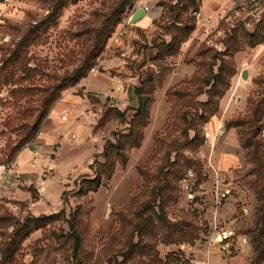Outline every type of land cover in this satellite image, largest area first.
Instances as JSON below:
<instances>
[{
	"label": "rangeland",
	"instance_id": "obj_1",
	"mask_svg": "<svg viewBox=\"0 0 264 264\" xmlns=\"http://www.w3.org/2000/svg\"><path fill=\"white\" fill-rule=\"evenodd\" d=\"M160 1H165L172 12L167 10V15L162 12L156 19L144 17L130 23L141 7L157 13ZM178 1L0 0V67L25 33L35 30L38 39L30 41L26 51L29 67L40 69L30 83L40 87L52 85L56 79L59 82L78 69L93 45L95 31L103 24L113 29L97 51L96 66L87 78L63 91L61 100L44 119L39 133L44 131L47 120L58 119L51 126L56 139L44 142L47 149L31 161V167L38 166L32 167L34 178L23 180L18 174L13 178L17 180L14 185L4 187L5 194L0 199V264H155L140 256L138 250L141 238L149 239L151 231L139 236L135 224L153 216L151 211H159L161 200L168 221L190 223L196 228L198 240L210 232L206 209L233 203L239 211L235 218L250 217L253 223L242 217L244 225L235 234L230 231V241L234 243L237 236L247 239L254 252L253 238L258 235L259 224L264 226V103L259 109L261 119L253 128L261 143L263 162L257 170L251 152L243 146L241 130L235 128L244 160L242 165L231 167L235 170V190L228 201L217 206L215 196L212 204L198 196L201 185L196 170L203 172L202 185L209 180V171L218 176L214 191L217 187L222 191L218 164L225 165L229 155L225 154L228 145L221 130L230 129L227 124L231 121H249L250 100H264V44L253 49L245 47L232 57L221 55L227 50V39L236 31L241 38L255 32L264 36V1L251 2L238 14L231 11L215 27L200 33L196 26L179 52L172 54L173 41L193 25L192 8L173 9ZM220 66L223 78L233 76L219 100L218 111L211 114L206 103L212 85L207 83L219 73ZM244 71L248 72L247 79L243 78ZM29 86V82L10 84L0 90V159L3 151L25 144L24 134L39 115L37 98L18 99L13 94ZM218 87L224 89V84L218 81ZM180 90L188 92L183 101L177 96ZM140 97L148 99L150 111L141 146L127 149V165H118L110 180L104 177L96 192L79 196L81 183L94 179V172L104 163L102 154L107 141H115L116 133H128V123L137 113ZM24 109H30L32 115L18 123L14 117ZM120 112L126 114L127 123ZM65 116L68 121L59 120ZM21 124L22 132L18 131ZM72 125L76 128L74 134L68 132ZM187 160L195 166H188ZM173 169L183 177L193 171L196 176L191 183L197 179L196 186L190 183L184 187L182 182L171 179L170 185L160 191L165 186L161 173L171 174ZM26 193L30 198L25 199ZM73 217L81 238L77 255L69 226ZM156 232L160 238V231ZM132 243L136 248H131ZM149 244L163 264L168 254L179 250L184 252L179 264H191L187 250L192 246L186 243Z\"/></svg>",
	"mask_w": 264,
	"mask_h": 264
},
{
	"label": "trees",
	"instance_id": "obj_2",
	"mask_svg": "<svg viewBox=\"0 0 264 264\" xmlns=\"http://www.w3.org/2000/svg\"><path fill=\"white\" fill-rule=\"evenodd\" d=\"M158 6L162 8L163 15H167L169 10L172 12V8L167 9V3L165 1L158 2ZM177 8H181L182 10H187L192 8L193 13V25L189 26L182 35L181 38H176L173 42L175 46L173 47L174 53L177 54L180 50L181 45L185 41L188 35H191L197 26V14L201 8L200 0H180L174 5V10ZM181 10V11H182ZM182 24V23H180ZM179 26V25H178ZM113 29L111 26L107 25V23L103 24L101 28L95 31L94 42L91 48H89L84 57V61L81 66L76 69L72 74L68 73L65 77L61 78L59 82L56 81L49 86L40 87L35 83H30L40 72V69L36 67L32 69L29 67V62L27 60L26 51L27 47L30 45V41L37 40L38 37L35 35L36 31L25 33L24 39L20 43H18L13 51H10V57L8 59H2V65L0 67V90L4 85H23L25 82H29V87L23 88L19 91H14L13 94L16 98L19 97H29L30 100L37 98L40 102L39 106V115L32 127L29 128V131L24 134L23 141L24 145L16 144L9 152L3 151V157L0 159L1 163H9L15 160L18 154L29 144L33 143L37 138V133L40 131V127L43 124L44 119H46L52 108L61 100L63 91L73 88L80 83L83 79L87 78L89 72L96 66V55L97 51L102 49L103 42L106 38H110ZM260 33L255 32L253 34H245L244 37L241 36L236 31L232 37L227 39V50L225 54L221 55H229L230 57L233 54H236L240 50H243L245 47L255 48L258 45L264 44V36L259 35ZM35 38V39H34ZM29 44V45H28ZM210 49L206 52H209ZM232 59V58H230ZM21 75L17 78V75ZM222 66L219 67V73L213 77V80H210L207 83V86L212 85L211 90L209 92V99L206 103L207 109L209 113L214 114L218 111L219 100L223 98L225 95V91L230 86V79L233 75L223 78L222 77ZM218 81H221L224 84V89L218 87ZM188 94L186 90H180L177 94L178 99L183 101L184 95ZM264 103V100H261L259 103H256L255 100H250V106L252 107V118L249 121H231L227 124L229 128H238L241 130V141L243 146L247 148L251 153V158L256 163V167L258 170L259 165L263 162V158L260 155V147L261 143L257 141V137L253 132L254 125H256L261 119L260 107ZM136 115L134 119L128 123L130 127L127 129V134L116 133L114 134L115 141L108 140L104 152L102 154L105 159L104 163H100L99 167L94 172V179H85L78 191L79 196H86L91 192H96L102 183L103 178L110 180L115 174L116 168L118 165L126 166L128 163L127 149L128 148H139L144 139V130L148 125L149 119V102L148 99H143L140 97L139 106L136 110ZM32 115L30 109H24L23 111H19L16 113L14 119L18 123H21L26 118H29ZM121 118L126 123L128 122L126 119V114L120 112ZM185 122L189 126H191L187 117H184ZM248 125L249 130L245 131L244 126ZM23 128V124L19 126L18 131H21ZM244 130V131H243ZM22 132V131H21ZM186 164L188 166H195V163L191 160H187ZM181 167V166H179ZM199 172L200 180L199 186L202 185L203 181V172L201 170H196ZM194 171V172H196ZM170 172V171H169ZM173 173H161L163 175V180L165 186L160 188V191L166 189V186L170 185V180L174 179L176 182H183L187 176L188 172L185 173L184 177L181 174H175V169L172 171ZM206 176V175H205ZM207 179V177H206ZM153 216L147 217L148 219L140 220L139 223L135 224V230L139 236L147 230L151 231V235L149 239L141 238V244L139 255L148 257L150 262L154 261L155 264H163L161 260H159L154 255L155 248L150 245V242H153L158 245L159 243H163L171 246H180L183 243H186L188 246H193L195 242L199 239V235L196 233V228L192 226L190 223L183 222L181 224H173L168 221L167 217H165L164 207L162 205L159 207V211H151V215ZM76 217H73L70 220L69 226L72 232V236L74 238L76 251L75 255H77V249L81 245V238L77 231L76 227ZM259 224V223H258ZM148 225V226H147ZM261 227L258 229V235L253 238L254 244V256L251 264H263L264 263V226L259 224ZM263 226V227H262ZM156 229L160 231V238H158ZM136 248L135 244H131V248ZM184 256V252L174 251L167 255V263L166 264H179V258ZM170 258H174L170 260ZM176 262V263H175ZM178 262V263H177ZM185 262V261H184ZM165 264V263H164Z\"/></svg>",
	"mask_w": 264,
	"mask_h": 264
},
{
	"label": "crops",
	"instance_id": "obj_3",
	"mask_svg": "<svg viewBox=\"0 0 264 264\" xmlns=\"http://www.w3.org/2000/svg\"><path fill=\"white\" fill-rule=\"evenodd\" d=\"M201 1V8L199 13L197 14V26H198V33L200 31L205 30L209 28L210 26H216L218 21L220 19L224 18L226 14H230L231 11H234L233 13L238 14L241 9H245V6H247L251 2L255 3H262L264 0H200ZM147 10V18L156 19L159 17L162 13L161 8H158V12L154 13V10H148L147 7H145ZM148 25V24H147ZM67 106L63 107L62 110L59 112L60 115H62L64 109ZM58 114V115H59ZM59 117V116H58ZM62 118H59V120ZM63 121V120H62ZM68 121V118L65 120ZM58 123V119L52 121L47 120L43 129L44 131H41V134L38 138V140L33 143L28 148H24L18 156L15 158L16 161H19L21 163V168L18 171L19 178L26 180L28 178H34L32 177L33 168L31 167L30 163L33 160L36 153H42L44 150H46V143L55 141V136H52L51 134V126L56 125ZM75 125H72L69 127L68 132L76 133ZM221 133L224 135V141H226L225 146V154L229 155L225 165L224 163H220L222 167L219 166V169L222 172V176L219 178L222 187H224L222 190H229L230 195L226 201L230 199L232 196L233 191L235 188L232 187V175L234 174L235 170H231V167L242 165V161L244 160L242 158L243 149L240 145V140L237 135V129L230 128L228 130L222 131ZM46 163V160H45ZM47 164V163H46ZM225 171H223V170ZM237 169V168H236ZM12 180V181H11ZM6 185L9 184L12 186L14 185L17 180L11 179ZM230 181V183L226 186L227 181ZM218 182V176H215V174L211 173L209 171V180L201 185V189L198 193V196H202L205 198V200L212 201L214 199V196L216 198V195H214L216 192L215 190V184ZM220 184V185H221ZM6 187V186H5ZM232 187V188H231ZM7 189V187H6ZM12 189V188H11ZM6 190L8 193L11 191ZM220 190V188L217 187V190ZM13 190V189H12ZM214 191V192H213ZM5 194V188L1 193V197ZM30 198L29 195H25V199ZM225 201V202H226ZM212 204V202H210ZM238 207L235 206L233 203H229L224 205L222 208H215L210 207L206 209V219L210 226V232L208 234H205L202 236L200 240L196 242L194 246L191 248H188L187 253L189 255V258L191 259V264H251L254 256L253 247L251 243L247 240V243H243V238L240 236H237V238L234 240V243L230 241V238H224L223 241L218 242L216 241L218 235H222L224 233H228L232 231L234 234L237 232V228H240L241 225H244V221H241L242 217L246 216H240L238 218H235L236 215L239 214V211L237 209ZM246 222L253 223L252 218L246 217ZM264 264V263H263Z\"/></svg>",
	"mask_w": 264,
	"mask_h": 264
},
{
	"label": "built area",
	"instance_id": "obj_4",
	"mask_svg": "<svg viewBox=\"0 0 264 264\" xmlns=\"http://www.w3.org/2000/svg\"><path fill=\"white\" fill-rule=\"evenodd\" d=\"M67 119V117H63L62 120L65 121ZM41 134V133H39ZM38 156V153L35 154V158ZM21 163L19 161H12L9 163H1L0 162V199H1V193L7 183V181L15 178L18 175V171L21 168ZM32 167L34 169H37L38 166L36 164H33ZM195 174L193 173V171H190L188 173L187 178L182 182L185 186H190V183L194 181L195 179ZM197 178V177H196ZM197 183V179L195 180ZM196 183L192 185V187L196 186ZM230 195V191L229 190H222L220 191L218 189V191H216V204L217 206H222L225 201L228 199ZM243 243H247V239H243Z\"/></svg>",
	"mask_w": 264,
	"mask_h": 264
},
{
	"label": "water",
	"instance_id": "obj_5",
	"mask_svg": "<svg viewBox=\"0 0 264 264\" xmlns=\"http://www.w3.org/2000/svg\"><path fill=\"white\" fill-rule=\"evenodd\" d=\"M147 14H148V12H147V10H146L145 8L141 7V8H139V9H137V10L135 11V13L132 15V17L130 18V23H131V24L137 23V22L140 21L142 18L146 17ZM243 78H244V79H247V78H248V72H247V71H244V72H243ZM231 235H232L231 232L224 233V234H222V235H218L216 241L221 242V241H223V237H224V238H229ZM219 237L222 238V240L219 241V240H218Z\"/></svg>",
	"mask_w": 264,
	"mask_h": 264
}]
</instances>
